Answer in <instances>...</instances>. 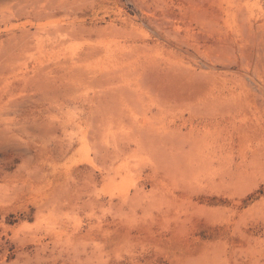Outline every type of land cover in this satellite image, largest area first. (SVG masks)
I'll return each instance as SVG.
<instances>
[{
  "label": "rangeland",
  "instance_id": "374dc122",
  "mask_svg": "<svg viewBox=\"0 0 264 264\" xmlns=\"http://www.w3.org/2000/svg\"><path fill=\"white\" fill-rule=\"evenodd\" d=\"M0 264H264V0H0Z\"/></svg>",
  "mask_w": 264,
  "mask_h": 264
}]
</instances>
